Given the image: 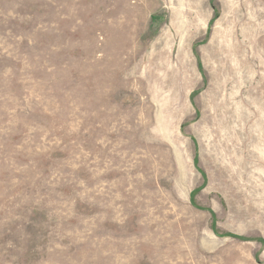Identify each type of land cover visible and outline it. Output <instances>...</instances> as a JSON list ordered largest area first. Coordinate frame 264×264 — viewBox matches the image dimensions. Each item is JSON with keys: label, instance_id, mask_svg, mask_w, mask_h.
Instances as JSON below:
<instances>
[{"label": "rangeland", "instance_id": "374dc122", "mask_svg": "<svg viewBox=\"0 0 264 264\" xmlns=\"http://www.w3.org/2000/svg\"><path fill=\"white\" fill-rule=\"evenodd\" d=\"M0 264H264V0H0Z\"/></svg>", "mask_w": 264, "mask_h": 264}]
</instances>
